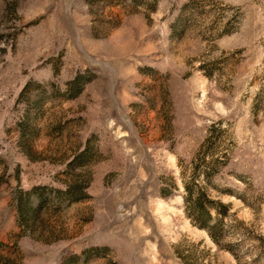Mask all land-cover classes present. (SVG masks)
I'll list each match as a JSON object with an SVG mask.
<instances>
[{
    "label": "rangeland",
    "instance_id": "rangeland-1",
    "mask_svg": "<svg viewBox=\"0 0 264 264\" xmlns=\"http://www.w3.org/2000/svg\"><path fill=\"white\" fill-rule=\"evenodd\" d=\"M0 264H264V0H0Z\"/></svg>",
    "mask_w": 264,
    "mask_h": 264
},
{
    "label": "crops",
    "instance_id": "crops-1",
    "mask_svg": "<svg viewBox=\"0 0 264 264\" xmlns=\"http://www.w3.org/2000/svg\"><path fill=\"white\" fill-rule=\"evenodd\" d=\"M74 155L75 154H71L70 156H67L66 157V159H65V161H62L61 163H60V165H61V169H64L65 167H66V170H72V169H70L71 167H74L75 166V164H74V161H73V159H74ZM59 165V166H60ZM64 167V168H63ZM50 180H52V182L50 183ZM63 182V181H62ZM54 184V177L52 178V179H50V178H48V177H46V176H42V177H40L39 178V182H35V183H33V184H31V185H29L27 188H24V189H26V190H29V189H34V190H36V189H40L41 190V192L40 193H37L35 196H34V201H36V205H39V204H41V202L43 201V200H45L46 199V193L48 192V190H49V192L51 193V192H56L58 189H68L69 190V181H64V183H62L60 186H56L58 189H55V188H51L50 186H46V185H53ZM30 187H32V188H30ZM34 187V188H33ZM46 191V192H45ZM4 199H7V197H5L4 196ZM8 200V199H7ZM67 202H69V200L67 199ZM83 249V248H82ZM80 251H82L81 253H79V255H82V253H84V251L85 250H80Z\"/></svg>",
    "mask_w": 264,
    "mask_h": 264
}]
</instances>
